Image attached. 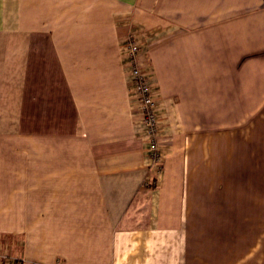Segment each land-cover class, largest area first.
I'll use <instances>...</instances> for the list:
<instances>
[{"label": "crops", "instance_id": "1", "mask_svg": "<svg viewBox=\"0 0 264 264\" xmlns=\"http://www.w3.org/2000/svg\"><path fill=\"white\" fill-rule=\"evenodd\" d=\"M5 260L264 264V0H0Z\"/></svg>", "mask_w": 264, "mask_h": 264}, {"label": "built area", "instance_id": "2", "mask_svg": "<svg viewBox=\"0 0 264 264\" xmlns=\"http://www.w3.org/2000/svg\"><path fill=\"white\" fill-rule=\"evenodd\" d=\"M139 41L133 34L125 38V59L129 69L130 95L134 98L136 106L142 114V122L148 139L147 155L151 166H159L162 153L158 142L159 118L155 100V89L150 77L139 62ZM2 264H13L5 260ZM14 264H20L15 262Z\"/></svg>", "mask_w": 264, "mask_h": 264}, {"label": "rangeland", "instance_id": "3", "mask_svg": "<svg viewBox=\"0 0 264 264\" xmlns=\"http://www.w3.org/2000/svg\"><path fill=\"white\" fill-rule=\"evenodd\" d=\"M161 153H162V152H161ZM160 163H161V162H160ZM159 165H160V164H159ZM156 167L160 168V166H156ZM156 182H157V179H156L154 182H152V183L150 182V183H151L152 185H155ZM151 184H150V185H151ZM145 186H146V184H145Z\"/></svg>", "mask_w": 264, "mask_h": 264}]
</instances>
